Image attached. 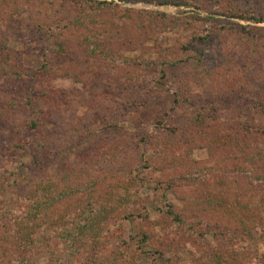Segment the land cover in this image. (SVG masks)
<instances>
[{
    "label": "rangeland",
    "instance_id": "rangeland-1",
    "mask_svg": "<svg viewBox=\"0 0 264 264\" xmlns=\"http://www.w3.org/2000/svg\"><path fill=\"white\" fill-rule=\"evenodd\" d=\"M93 1L106 5L90 13L89 4L79 0H0V63H20L25 93L35 94L42 86L83 93L74 91L75 97H66L67 103L60 105L61 119L50 126L53 136L64 123L73 122L80 130L89 126L97 142H104L109 133L101 122L105 113L100 104L117 108L118 119L111 117L122 128L117 139L135 152L129 158L130 152L125 151L124 161L112 171L105 166L102 176L96 173L98 186L106 193L104 201L116 200L121 205L111 211L109 219L108 262L197 264L193 253L203 246L208 260L264 264V163L248 164L252 149L241 148L223 132L230 126L240 133L242 127L235 121L239 116L241 122L250 118L264 122V111H259L260 106L264 108V0H194L201 3L200 8L183 6L179 0ZM251 3H257L254 15L249 13ZM224 12L246 15L247 19ZM259 14L263 21L256 23L253 18ZM55 36L61 37L79 69L63 63L57 71L52 69L56 76L47 82L39 79L38 71L48 62L45 57H52ZM61 70H78L81 75L69 78ZM122 83L129 88L128 94L141 88V99L131 102L122 93ZM181 91L183 96L191 92L198 109H211L212 120L203 125L189 123L188 117L196 111L193 106L175 103ZM12 94L0 70V111ZM78 97L90 100L91 107L79 106ZM250 137L253 145L264 150L261 136ZM5 138L0 129L3 185L6 179L20 180L31 162L22 151L11 153ZM243 150L247 152L244 157ZM74 159L79 165V158L70 161ZM49 160L57 166V158ZM54 166L49 173L54 172ZM119 175H127L131 192L139 195L136 208L126 205L122 189L105 187ZM226 179L233 185L240 183L242 197L237 198L235 187L227 186ZM4 187L0 206L16 208L19 190ZM206 195L217 201L241 200L245 209L239 211L238 218L247 230L246 238L238 244L241 249L230 248L232 236L222 233L220 226L206 229L195 219L207 216L204 207L196 203ZM170 209L178 223L171 222ZM124 211H131L132 216L119 219ZM222 212L209 219L220 224ZM171 248L176 254L169 260L166 250ZM39 251L38 262H45V246L40 245ZM1 260L0 251V264Z\"/></svg>",
    "mask_w": 264,
    "mask_h": 264
},
{
    "label": "trees",
    "instance_id": "trees-1",
    "mask_svg": "<svg viewBox=\"0 0 264 264\" xmlns=\"http://www.w3.org/2000/svg\"><path fill=\"white\" fill-rule=\"evenodd\" d=\"M79 1L89 4L90 13L96 9L95 7L106 5V2L93 0ZM197 1L179 0V3L186 7L200 8L201 3ZM259 5L262 6V4ZM54 9L57 10L55 5ZM256 9L257 3H251L249 13L254 15ZM228 12H224V15H235ZM233 17L247 19L246 15L242 14H236V17ZM253 19L256 23L263 21L260 14ZM45 59L48 62L45 61L42 64L38 74L41 77L40 80L44 78L47 82L56 76L52 69L57 71L59 65L63 63H70L78 68L77 62L70 59V52L59 36H55L52 57L50 59L45 57ZM0 70L4 72L13 92L10 98H5L4 107L0 111V129L6 136V148L13 154L22 151L31 161L27 167L28 173L20 176V180L15 179L10 182L6 179L5 185L19 190L20 195L15 201L16 208L7 209L0 206L1 264H114L112 260L108 262L109 256L105 255L111 243L109 219L111 211L121 205L116 200L111 203L104 201L106 193L103 192L104 188L98 186L100 179L96 178V173L100 175L101 169L105 166L109 167L108 171H112L117 163L124 161L121 157H124L125 151L130 152L129 158L133 157L135 152V150L131 152L127 148L128 145L120 144L117 139L122 130L116 120L118 119L115 115L117 108L113 107L114 110L110 104H100V109L105 113L101 114V122L105 124H103L104 129L109 133L104 142H97L95 135L89 131V126L80 130L77 128L79 125L73 122L64 123L65 126L53 136L50 126L61 119L58 115L60 105L67 103L66 97L74 98V91L82 95L83 93L76 89L65 92V90L44 86L35 94L25 93L23 84L25 75L19 62L7 65L1 61ZM75 71L64 73L61 70L60 73L77 79L81 74L78 70ZM120 87L122 93L131 98V102L141 99V88H134L128 94L129 88L123 83ZM183 95L184 92L181 91L179 100L176 99L175 103L179 106H193L196 114L188 117L189 123L203 125L212 120L211 109H208V112L203 106L199 107L201 110L198 109L195 105L198 100L192 96L191 92ZM77 103L81 107L87 106L88 109L91 107L90 100L82 97H78ZM259 111H264V108L260 106ZM86 121L89 123V119ZM235 121L240 123L239 127H242L240 133L234 132L230 126H227L223 129L226 137L230 141L241 144V148L252 149L254 153L246 158L248 164L257 166L258 161L264 163V150L250 142L253 140L250 136H261L264 139V122H260L259 118H250L249 121L241 122L240 116ZM124 137L122 132V141ZM213 137L220 138L218 134H214ZM232 147L234 148V145ZM242 153L244 157L247 152L243 150ZM51 156L57 158V166L52 165L49 160ZM73 157L79 158V165L75 163V159L70 161ZM66 160L70 163H65ZM51 165L55 170L49 173ZM262 176L264 177V171ZM136 178V174L132 175L133 180ZM226 184L230 188L235 187L237 198L243 196L239 182L233 185L226 179ZM5 185L0 184V194L5 190ZM105 187L109 190L113 187L122 189L125 193L126 205L134 208L140 203L139 195L136 192L133 194L128 186L127 175H119L107 182ZM196 201L198 205L204 207L207 214L206 218L195 216L199 224L206 229L220 226L222 233L232 236L228 240L231 243L230 248L241 249L238 244L241 243V238H246L247 233V230L241 227L242 222L238 218L239 211L245 209L243 205H240L241 200L227 202L220 199L217 201L206 195L203 200ZM221 211H223L224 219H220V224L209 219L215 213L220 214ZM167 215L171 217L173 223L180 221L172 209L167 211ZM131 216V211H124L119 219H128ZM40 245L45 246V262H38L37 259L40 255ZM202 247L195 248L193 253V255L196 254L197 261L199 260L197 264H203V261H206V264H222L219 258L212 257L208 260L209 256L203 252ZM66 251H68V257L65 259ZM174 254L176 251L173 248L166 250L169 260Z\"/></svg>",
    "mask_w": 264,
    "mask_h": 264
}]
</instances>
